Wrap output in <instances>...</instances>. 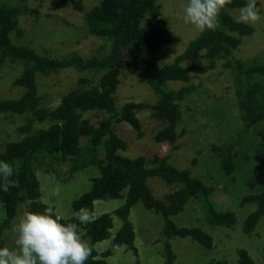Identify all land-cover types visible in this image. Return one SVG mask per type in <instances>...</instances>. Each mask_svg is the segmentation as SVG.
<instances>
[{"label":"trees","instance_id":"16d2710c","mask_svg":"<svg viewBox=\"0 0 264 264\" xmlns=\"http://www.w3.org/2000/svg\"><path fill=\"white\" fill-rule=\"evenodd\" d=\"M63 2H69L84 12L83 28L86 34L99 36L110 43L107 55L85 58L74 52L59 57L52 55V48H43V51L36 49V43L32 42L38 34L30 32V35L20 27L21 8L0 3V62L8 59L25 65L21 75L14 79V85L25 88L24 93L20 97L0 99V113L26 115L28 118L27 123L19 127L25 136L9 140L5 150L0 152V160L20 163L18 173L14 176L20 187L12 188L9 193L0 191V202L5 209V217L0 220V246L4 244V234L12 227L20 204L28 201L27 211L41 213L50 205L41 199V181L36 168H42L43 164L49 167L50 162H46V159L52 158L56 162L72 161L69 178L86 167L99 168V175L93 178L89 190L73 201L75 211L87 207L94 214L97 200L125 199L113 211L94 216L93 223L81 226L82 238L94 249L86 264H108L107 258L117 250L115 245H127L138 257L135 264H142L134 224L130 220L131 210L138 202L163 215V234L168 239L191 238L212 249L215 243L213 235L200 226H181L173 217L183 211L193 198L204 201L197 199L202 204L206 219L212 225L233 227L238 222L236 212L215 208L209 199L210 189L202 179L193 174L192 167L176 166L171 162L169 154H155L150 158L145 155L129 157L121 154L120 149L127 148L128 142L116 132L115 125L127 121L136 129L138 136H144L139 115L143 110L150 109L152 116L164 123L156 131V141L169 142L174 149H178L179 139L190 133L189 128L182 126L179 129V125L184 121L182 104L196 90L193 77L215 69L218 60L225 59L224 66L232 68L238 81L236 96L244 127L238 131L237 136L232 137V142L214 146L213 150L220 152L225 173L230 175L235 172L234 160L227 157V154L233 152L242 140L253 135L251 127L264 122V62L257 57L252 62H245L234 56V49L242 44L244 36L255 32V27L238 23L228 12V8L243 7L246 0H232L220 14L219 29L201 33L174 61L163 66L158 64L162 50L173 42L174 36L168 20L162 16L157 5L158 0H100L89 10L83 0ZM148 17L149 25L146 27L144 21ZM15 30L21 36L20 41L13 39ZM40 38L38 39L41 40ZM125 53L137 62L142 79L158 96L156 102L130 100L120 107L117 105L116 92L125 64ZM66 68H75L80 72L91 69L104 72L98 83L81 77L79 85L69 90L56 107L43 106L45 95L39 92L37 74L56 73ZM172 80H180L186 84L179 89L170 88L168 82ZM210 106L207 107L208 116ZM188 109L191 117L202 114L201 104L198 109L191 105ZM87 111L106 112L108 116L95 124L85 117ZM196 120L198 121L197 118ZM35 121H46L48 125L34 128ZM202 126L201 128L206 127L204 122ZM261 134L264 135V131ZM83 137H88L84 145L81 144ZM249 142L254 152L252 156L258 153L259 158L264 147V136L249 139ZM237 152L235 155L240 154ZM245 158L246 161L250 159L248 156ZM197 160L196 158L194 163ZM154 176L173 187L165 194L164 199L156 197L148 183V179ZM247 202L257 204V208L243 224L244 232L252 235L264 216V185L257 192L242 198V205ZM115 216L122 220V226L114 235L112 229ZM69 221L78 223L74 217H64L62 222ZM112 236V247L99 252L96 244ZM165 249L166 260L163 264H175L177 254L171 242L166 241ZM238 254L237 264H257L247 248H240ZM207 264L229 262L213 260Z\"/></svg>","mask_w":264,"mask_h":264},{"label":"rangeland","instance_id":"374dc122","mask_svg":"<svg viewBox=\"0 0 264 264\" xmlns=\"http://www.w3.org/2000/svg\"><path fill=\"white\" fill-rule=\"evenodd\" d=\"M62 1L0 0V3L4 2L10 7L21 8L20 27L28 31L30 35V32L38 34V37L34 36L32 42L36 43L34 44L36 49L39 48L43 51V48H52V55L59 57L68 56L74 52L85 58L93 56L101 58L107 55L110 43L99 36L86 34L83 28L85 25L84 12L76 9L71 3H62ZM83 1L86 9L89 10L100 0ZM59 3L62 4L56 6ZM186 3L187 0H158L157 2L162 16L168 20L174 36L173 42L163 48L162 57L158 61L159 66L174 61L176 56L201 34L183 20V9ZM258 4L261 19L257 23L251 24L255 27V32L244 36L242 44L234 49V56L245 62H252L256 57L264 62V0H258ZM240 8H228V12L237 19ZM144 25L148 27L149 17L145 19ZM13 39L14 41L21 39L16 30L13 33ZM124 55L125 64L122 67L121 80L116 92L117 105L120 107L130 100L156 102L158 96L154 89L142 79L137 62L132 59L131 55H126V53ZM224 62L225 59H220L215 69L193 77L192 82L196 85V90L182 104L184 121L179 125V129L182 126L189 128L190 133L179 139L177 144H180V147L178 149H174L169 142L156 141V131L164 123L154 118L150 109L143 110L139 115L145 131L144 136H138L136 129L127 121L115 125L116 132L128 142L127 148L120 149L121 154L129 157L145 155L149 158L155 154H169L171 162L173 161L176 166L180 168L192 167L193 174L202 179L210 189L209 199L214 203L215 208L232 210L238 216V222L233 227L212 225L206 219L205 211L199 200L204 201L193 198L183 211L173 217L181 226H200L213 235L214 247L208 249L191 238L173 237L168 239L163 234V215L146 208L141 202L136 203L131 210L130 220L134 224L136 245L139 248L142 264H163L166 260V241L171 242L172 248L177 254L175 264H207L213 260H227L229 264H237L240 248H247L257 264H264V216L254 233L247 234L243 230V224L248 215L257 208V204L247 202L242 205L241 203L244 196L257 192L264 185V147L262 152L260 151L259 158L256 150V154L252 156L254 152L249 142V139L253 140L264 136L261 134L264 131V122L251 127L250 132L253 135L242 140L233 152L227 154V157L233 158L236 166V171L232 174L225 173L222 169L220 152L213 150L214 146L232 142V137L237 136L238 131L244 127L236 96L238 81L232 68H226ZM24 67V63L20 61L12 62L6 59L2 63L0 62V99L16 98L24 93V87L14 85V79L21 75ZM103 72L93 69L80 72L75 68H66L56 73H38L39 92L45 95L42 105L56 107L69 90L79 85L81 77L98 83ZM185 84L180 80L168 82V86L174 89H179ZM199 104H201L202 114H196L195 118L191 117L188 106L191 105L198 109ZM209 105H211V111L208 116L207 107ZM84 115L96 124L107 117L108 113L87 111ZM27 121L26 115L0 113V152L5 150L9 140H18L25 136L19 127L25 125ZM202 122L205 123V128H201L203 127ZM47 125L46 121L34 122V128ZM247 136L249 137V134ZM86 141H88V137H83L81 144L84 145ZM235 152L240 154L235 155ZM246 156L250 157L248 161H246ZM196 158L198 160L194 163ZM46 162H50L49 167L43 164L42 168H36V174L41 181V199L54 205L62 217H74L76 211L73 208V201L89 190L93 178L99 175V168L89 166L69 178L71 160L56 162L52 158H47ZM148 183L155 196L161 199H164L165 194L173 189L171 185L157 176L150 177ZM57 184L60 185V196L54 197L51 192ZM124 200V198L97 200L94 216L113 211L121 206ZM28 206V201L20 204L12 226L17 222L19 216L28 210ZM4 217L5 209L0 202V220ZM114 221L115 225L112 231L115 235L122 226V220L115 216ZM11 229L12 227L4 234L3 246H13L14 237ZM112 238L113 236L98 242L97 250L102 252L112 247ZM107 259L108 264H135L138 257L128 249L127 245H121L117 247L115 254Z\"/></svg>","mask_w":264,"mask_h":264},{"label":"clouds","instance_id":"9594fccd","mask_svg":"<svg viewBox=\"0 0 264 264\" xmlns=\"http://www.w3.org/2000/svg\"><path fill=\"white\" fill-rule=\"evenodd\" d=\"M231 3L232 0H187L183 20L199 33L214 32L221 27V12ZM260 19L258 0H246L237 22L255 24ZM19 167V161L0 160V191L9 193L20 187L14 179ZM51 195L60 196L59 184ZM74 218L78 223L62 222L64 217L51 204L42 213L24 212L11 229L13 246H0V264H86L94 249L80 235L81 226L93 223L95 217L87 207H81Z\"/></svg>","mask_w":264,"mask_h":264}]
</instances>
